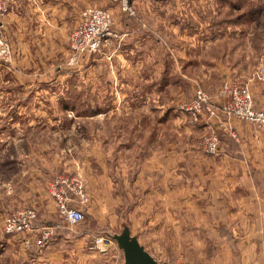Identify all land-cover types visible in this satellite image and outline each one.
Segmentation results:
<instances>
[{
  "label": "crops",
  "instance_id": "0c3cea01",
  "mask_svg": "<svg viewBox=\"0 0 264 264\" xmlns=\"http://www.w3.org/2000/svg\"><path fill=\"white\" fill-rule=\"evenodd\" d=\"M136 3L148 13L140 19L136 13L119 30L115 28L121 41L119 46L118 41L111 46L115 55L111 60L110 93L111 208L127 211L132 234L138 235L149 252L142 232L134 230L141 229L154 216L157 238L167 237L165 229L170 226L171 244L180 248L181 240H186L187 246L184 244L178 254L192 255L197 247L208 244H235L236 250L241 247L244 264H264V127L236 119L229 120V124L212 119L187 129L181 141V122L186 115L164 111L157 104L155 110L150 108V102H158L162 94L159 84L170 83V78L165 80L163 73L149 70H162L167 64L176 67L177 62L164 56L175 51L184 64L187 61V75L194 73V67L203 65L208 78L216 77L215 86L210 88L213 95L220 88L219 79L221 85L225 80H241L249 85L257 106L264 109V80L260 79L264 59L256 65L242 49L235 54L231 46L223 45L225 39L216 37L214 29L197 41L194 29L184 30L173 22L163 28L162 6L147 9V1ZM113 4L119 8L112 0H12L11 10L2 19L3 33L13 46V57L8 64H0V122L8 117L11 130L22 134L6 145L15 151L10 158L17 171L11 183L18 189L19 178L27 176L23 195L26 204L33 208L56 211L47 187L58 174L65 175L60 172L64 169L61 160L50 164L45 154H37L36 133L43 140L47 138L43 147L50 148L51 134L46 132H73L88 120H98L110 111L90 109L89 101L99 99L100 94L88 93L87 85L103 82L101 77L85 76L88 69H97L106 62L80 60L74 66L67 62L69 36L81 21L82 11L91 7L108 9L119 19ZM145 20L156 23L155 27L144 28ZM139 21L144 22L143 27ZM162 31L171 47L164 48L156 38ZM235 38L233 35L229 40ZM117 46L120 48L116 49ZM196 52L204 54L203 61L196 59V54L188 56ZM177 61L180 66L181 61ZM151 73L159 76L158 80L149 77ZM70 84L79 94L74 99L68 93ZM73 100L78 101L77 107L68 105ZM225 125L232 127L236 138L223 132ZM122 128L120 138L115 133ZM207 131L221 132V152L217 156L203 153L195 144L197 137ZM180 145L184 151H180ZM24 146L27 153L19 150ZM7 154L0 156L2 166ZM23 163L21 170L18 166ZM85 168H80V176ZM86 178L89 195L93 197L91 189L99 180L90 175ZM49 258V264H54V255Z\"/></svg>",
  "mask_w": 264,
  "mask_h": 264
},
{
  "label": "rangeland",
  "instance_id": "374dc122",
  "mask_svg": "<svg viewBox=\"0 0 264 264\" xmlns=\"http://www.w3.org/2000/svg\"><path fill=\"white\" fill-rule=\"evenodd\" d=\"M147 1V9L154 5L162 6L160 13L162 19L160 21L166 25H170L171 22L177 23L181 29L196 30L193 35L196 36V40L204 38L209 30H217L216 37L225 39L224 46H231L233 52L243 50L245 56L250 55V58L256 65L261 62V58L264 56V0H144ZM231 1V2H230ZM12 5V0H10ZM116 4V3H115ZM131 4L136 8L137 18H141V15L145 16L148 10L145 11L140 5L136 3V0H132ZM162 4V5H161ZM118 9L120 18L114 17L113 13V31L116 33L117 38L113 40L111 46L118 41H121L120 34L116 29H120L125 20L131 19V16L124 13L122 9L113 4ZM119 6V5H118ZM145 8V9H146ZM11 10V7H10ZM9 10V11H10ZM108 10V9H107ZM156 10L158 9H150ZM148 16H150L148 14ZM136 17V16H134ZM133 18V17H132ZM135 18V19H137ZM3 19V17H2ZM1 22V32L3 37L10 43L11 42L3 33V24ZM144 26V22L139 21ZM80 23V22H79ZM146 29L150 26L155 27L156 23L145 20ZM158 21V27L159 26ZM116 28V29H115ZM158 30V29H157ZM152 33V32H151ZM159 36H156L159 43L164 48L171 47L167 42L165 33L158 32ZM236 38L229 40L232 36ZM226 38L228 40H226ZM166 43L168 45H166ZM117 46L116 49H119ZM230 47V48H231ZM69 49H70V36H69ZM13 50V46H12ZM115 50V49H114ZM115 56L114 51L111 53V47L106 49L104 53H96L90 56H85L78 59L75 62L72 61V53L70 49V57L68 59L69 65H76L80 60H100L106 62L101 64L97 69H88L85 76H96L102 84L89 83L87 85L88 93L93 91L98 92L99 99L90 100L88 105L90 109L95 107L99 110H107L105 114L100 115L98 120H88V123L81 124L76 127V131L66 132L65 130L60 132H46L45 134H51L50 143L51 147H43V142H47V138L43 140L40 133H36V139L39 146L35 147V151L41 154H45L46 158L54 163L60 161L64 165L61 174L76 175L83 180L87 193L88 201L80 206L84 212V220L79 224H69L59 213L56 207L55 212L43 211L42 208L28 205L27 198L23 195L24 189L22 188L27 182V176L19 178L20 185L18 189L13 187L12 178L17 171V167L11 163V154L15 151L13 148H7V142L10 144L12 138L20 137L22 134L14 133L11 127L8 125V117H3V122H0V156L3 152L8 153L7 159H5V165L0 164V264H49V255H54V264H123V252L118 248L115 241H113L109 234L121 233L122 220L127 221V211L118 208H111V60ZM196 54V59L203 61V53H189V55ZM165 57H169L171 61L176 63V67L165 65L162 70L159 68H151L154 73L161 72L164 75L165 80L170 78V83L159 84L163 87L161 90V96L158 102L151 101L153 110L154 105H160L164 111H176V113H184L186 117L181 122L180 140L185 139L187 129L197 127L201 122L209 123L211 120H207L206 117H198L194 119L190 117V114L182 109L180 106L182 103L189 102L196 92V89L200 86L206 93L212 98L214 103L219 102L218 92L216 95L211 93L210 88H213L216 84V77L208 78L205 73V66L200 65L195 68L194 73L186 74L187 61L181 60L179 55L175 51L167 52ZM186 56V54L184 55ZM181 61L180 66L179 61ZM166 62V61H165ZM263 63V62H262ZM0 64H8L1 63ZM258 67V66H256ZM257 69H255L256 71ZM173 71V73H171ZM254 71V72H255ZM261 74L264 72L261 69ZM170 76H168V74ZM184 73V75H180ZM73 74V73H72ZM195 74L196 76H191ZM77 74L74 73L73 77ZM153 80H158L159 76H155L153 73L149 74ZM189 76V78H187ZM261 76V75H260ZM185 77V78H184ZM208 79H207V78ZM214 81H212V80ZM164 80V81H165ZM75 81V80H74ZM221 81L219 79V87H221ZM215 83V84H214ZM170 84V85H169ZM86 86V84H85ZM218 87V88H219ZM220 89V88H219ZM218 89V91H219ZM68 93H71L72 99H74L75 91L72 84L69 85ZM84 93L86 91L84 90ZM78 101H69L70 107H77ZM177 108L179 110H177ZM159 109V108H158ZM170 112V113H171ZM169 113V114H170ZM183 117V116H181ZM4 123V124H3ZM4 127L1 128L3 125ZM223 129V128H222ZM225 130H223L224 132ZM214 131H207L201 137H197L195 144L200 148L203 153L207 154L204 150V141L206 137ZM217 132V131H215ZM113 133V132H112ZM221 137V132H217ZM27 133H23L26 136ZM123 135L122 131L115 133ZM40 138V140H38ZM182 145H180L181 147ZM19 147L21 153H27V148ZM23 148V149H22ZM139 150V149H137ZM136 150V151H137ZM145 153V149H141ZM184 151V148H180V151ZM220 154V153H219ZM218 154V155H219ZM217 156V155H212ZM7 162V163H6ZM85 166V172L82 176L78 173L80 168ZM24 168V163L22 167ZM28 168V167H27ZM89 168V169H88ZM27 170V169H26ZM60 175V174H58ZM92 176L99 180V183L91 189L92 196L89 195L87 188L88 176ZM24 177V180H23ZM90 191V192H91ZM55 203V202H54ZM130 204V203H127ZM23 209H33L36 212V218L34 220L35 228L51 229V241L45 246H39L40 236L37 234H27L12 237L4 231V222L6 218L15 211ZM129 214V212H128ZM131 215V213H130ZM129 215V216H130ZM128 216V219H129ZM139 216H137L138 220ZM128 224V222H127ZM168 225H170L168 223ZM141 231L142 235L148 242L150 252L155 256L156 260L161 263L168 264H244L243 253L241 247L238 246L237 250L235 244H208L203 247H197L196 252L192 255H181L179 252L183 251V245H186V240H181V246L171 244L172 235L171 227H166L167 237L157 238L156 236V224L155 217L153 216L151 221H145L141 229L134 231ZM137 231V232H138ZM104 239V244H97V240ZM180 250V251H179ZM187 248L184 249V251ZM245 255H251L246 253Z\"/></svg>",
  "mask_w": 264,
  "mask_h": 264
},
{
  "label": "built area",
  "instance_id": "2783aa9c",
  "mask_svg": "<svg viewBox=\"0 0 264 264\" xmlns=\"http://www.w3.org/2000/svg\"><path fill=\"white\" fill-rule=\"evenodd\" d=\"M122 11L131 17L136 16L132 0H112ZM10 0H0V20L10 10ZM1 24V22H0ZM113 16L107 9L86 8L81 13V21L70 34V49L72 61L75 62L85 56L104 53L117 38L113 31ZM1 26V25H0ZM13 50L10 43L3 37L0 27V62L12 61ZM108 59H112L108 56ZM260 79L264 80V72ZM219 102L212 98L200 86L194 97L181 104L190 117H206L209 121L216 119L229 124V120L236 119L264 127V109L259 108L247 83L241 80H225L218 91ZM223 130L236 138L230 126H222ZM221 137L217 132L210 133L204 141V150L208 155H218L221 152ZM49 196L54 200L60 215L72 225L84 220V212L80 206L88 201V193L82 179L76 175H59L47 187ZM36 212L33 209H23L10 214L4 222V231L8 235L20 236L37 234L40 236L39 246H45L51 241V229L35 228L33 223ZM104 239L97 240V244H104Z\"/></svg>",
  "mask_w": 264,
  "mask_h": 264
},
{
  "label": "water",
  "instance_id": "95a60500",
  "mask_svg": "<svg viewBox=\"0 0 264 264\" xmlns=\"http://www.w3.org/2000/svg\"><path fill=\"white\" fill-rule=\"evenodd\" d=\"M123 252V264H168L161 263L139 242L138 235H133L126 220H122L121 233L109 234Z\"/></svg>",
  "mask_w": 264,
  "mask_h": 264
}]
</instances>
